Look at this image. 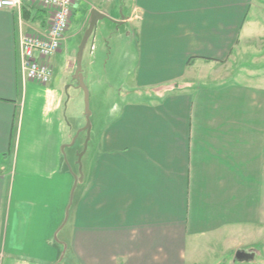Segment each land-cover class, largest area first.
<instances>
[{
    "label": "crops",
    "instance_id": "1",
    "mask_svg": "<svg viewBox=\"0 0 264 264\" xmlns=\"http://www.w3.org/2000/svg\"><path fill=\"white\" fill-rule=\"evenodd\" d=\"M130 2L110 23L135 47L134 85L94 125L59 244L78 264H239L237 250L264 264L257 0ZM40 9H0V264H51L49 238L69 201L63 91L53 76L39 84L21 72L19 36L41 28Z\"/></svg>",
    "mask_w": 264,
    "mask_h": 264
},
{
    "label": "rangeland",
    "instance_id": "2",
    "mask_svg": "<svg viewBox=\"0 0 264 264\" xmlns=\"http://www.w3.org/2000/svg\"><path fill=\"white\" fill-rule=\"evenodd\" d=\"M99 3L107 15L98 20L92 34L88 38L83 50L81 68L83 82L88 95V110L90 130L87 134L82 130L86 123L85 119V101L84 91L77 85L73 78V70L65 67L67 53L72 50L73 62L75 63V54L77 46L87 27V18L89 11L94 8L91 3ZM130 0H74L71 11V18L66 36L71 37L68 45H62L60 52L49 61L51 66L53 81L62 89L64 94V103L62 108V121L66 128L65 142L59 146L62 151L63 160L66 168V182L63 186L70 194L72 187L73 174L88 171L89 159L93 146L95 145L96 123L101 119H106L107 109L113 104H120L123 98H126L134 85L133 72L135 67L134 51L135 47L126 36L127 28L117 30V25L110 23L111 18L121 19L127 9L130 8ZM125 8L122 9L121 5ZM256 17L259 25H264V0H257ZM109 20V21H108ZM261 21V22H260ZM124 27V26H123ZM252 56L247 52L242 59V71L244 64L249 65L247 60ZM196 81H206L204 77L196 75ZM95 125V126H94ZM93 127V129H92ZM98 130V128H97ZM88 138L84 154L81 156L80 164L77 162V155L83 149L84 142ZM72 139L74 141L72 142ZM62 148V149H61ZM60 180V185L62 184ZM63 219L57 225L49 238V251L53 260L51 264H78L69 252L59 244V241L66 237L69 225L56 233ZM262 257L257 254L256 258L241 261L239 264H260Z\"/></svg>",
    "mask_w": 264,
    "mask_h": 264
},
{
    "label": "built area",
    "instance_id": "3",
    "mask_svg": "<svg viewBox=\"0 0 264 264\" xmlns=\"http://www.w3.org/2000/svg\"><path fill=\"white\" fill-rule=\"evenodd\" d=\"M35 4L46 12V26L19 36L21 72L24 80L46 84L52 76L49 58L60 49L70 24L73 0H0V9L21 14L23 5Z\"/></svg>",
    "mask_w": 264,
    "mask_h": 264
},
{
    "label": "water",
    "instance_id": "4",
    "mask_svg": "<svg viewBox=\"0 0 264 264\" xmlns=\"http://www.w3.org/2000/svg\"><path fill=\"white\" fill-rule=\"evenodd\" d=\"M105 17H106L105 14H103L101 11H99L96 8H92L89 11V15H88V18H87V27L85 28V30L83 32V35H82V37L80 39V42H79V44L77 46V51H76V54H75V69H74V72H73V78L76 80L77 85L84 91L86 123H85L84 127L82 128V130H85V132L87 134V137H88V133H89V130H90V123H89V114H90V112L88 110L87 90H86L85 84L83 82L81 60H82V54H83V50H84V47L86 45V42H87L88 38L90 37V35L92 34V32H93V30H94V28H95V26L97 24V21L100 20V19H103ZM87 140H88V138H86V140L84 142L83 149L77 155L78 164H80L81 156L85 152ZM73 141H74V139H72V142ZM73 177H74V181H73V185H72L71 190H70L69 201H68V204H67L66 209H65L64 219H63V221H62L60 226H63L65 224V222L67 221L68 210H69V207L71 205V201H72V198H73V193H74L75 187L77 185V182L81 181V179H82L81 170L79 169L78 174H73ZM253 256H254V254L252 252H246L244 250H237L236 253H235L234 258H235L236 261H245V260H248V259H252Z\"/></svg>",
    "mask_w": 264,
    "mask_h": 264
},
{
    "label": "trees",
    "instance_id": "5",
    "mask_svg": "<svg viewBox=\"0 0 264 264\" xmlns=\"http://www.w3.org/2000/svg\"><path fill=\"white\" fill-rule=\"evenodd\" d=\"M40 11H42V20L40 21L41 27L46 26L47 22H48V17L46 15H44V10L40 9ZM68 30V29H67ZM187 64H190V60H188Z\"/></svg>",
    "mask_w": 264,
    "mask_h": 264
}]
</instances>
